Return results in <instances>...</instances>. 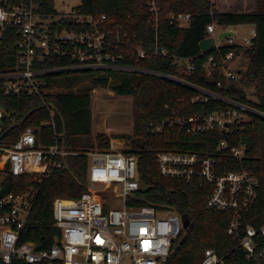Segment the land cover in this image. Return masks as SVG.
Segmentation results:
<instances>
[{"label":"trees","instance_id":"16d2710c","mask_svg":"<svg viewBox=\"0 0 264 264\" xmlns=\"http://www.w3.org/2000/svg\"><path fill=\"white\" fill-rule=\"evenodd\" d=\"M21 0H0V5L12 6ZM76 12L95 17L106 14L108 28L120 25L130 37L144 47L166 49L168 55L156 54L150 58L137 59L135 51L123 61L150 72L110 69L106 73L85 71L68 77L69 73L47 76L52 91L35 95H6L0 80V107L4 109L3 139L15 142L28 126L39 127L50 113L44 103H52L56 109L55 127L37 128L38 137L44 143L59 142L78 154L67 156L60 168L50 176L8 175L14 193L36 190L27 229L22 241H33L38 250L49 249L60 236V229L53 218V201L57 197L78 198L88 190V157L81 152L94 149L93 113L91 91L97 87H109L117 94L133 96V131L127 137L130 142L127 153L137 159L140 188L136 199L128 205H153L168 209L189 218V224L175 239L171 255L165 264H201L203 251L215 248L225 257L226 264H242L244 252L238 248L237 239L228 234L231 211L210 210L205 201L213 190V184L195 176L190 180L164 176L157 164L161 150H188L202 157L216 158V173L231 170L251 171L258 179L257 199L245 212L243 226H260L264 222V117L239 106L205 93V89L236 103L249 106L264 113V0H256V9L249 12L219 11L211 0H160V20L155 27L149 0H81ZM45 13L55 12V0H39ZM191 13L190 23L179 27L166 19L169 12ZM215 22L221 26L253 24L256 34L248 48L250 65L245 75L256 83L257 100L248 98L234 84H227L222 60L230 51L238 52L236 44L221 45L203 52L200 42L208 36L207 26ZM19 35L9 28L0 40V74L14 68L17 58ZM191 62L188 71L179 62ZM61 58L47 60L44 67L66 64ZM215 65L208 74L207 66ZM159 73V74H155ZM161 74V75H160ZM164 75L177 77L179 82ZM58 87V88H57ZM234 108L251 117V121L235 123L230 132L208 131L179 133L174 127H166L159 133L150 124L177 116L210 114ZM103 150L111 147L110 137L105 133L96 136ZM226 139L231 146L244 147L245 154L236 158L230 148L219 149L220 141ZM7 207L0 208L3 212ZM0 264H4L0 262ZM10 264H27L14 259Z\"/></svg>","mask_w":264,"mask_h":264},{"label":"built area","instance_id":"2783aa9c","mask_svg":"<svg viewBox=\"0 0 264 264\" xmlns=\"http://www.w3.org/2000/svg\"><path fill=\"white\" fill-rule=\"evenodd\" d=\"M159 2L148 1L155 27L160 20ZM166 19L186 27L191 13L171 11ZM107 21L106 14L95 17L79 14L76 9L67 14L56 8L53 13H45L40 9L39 0L0 5V40L9 28H14L19 35L15 66L0 74L4 93L30 96L52 91L46 77L60 73L136 70L137 67L123 63L132 51L136 52L137 59L159 53L168 55L166 49L159 51L157 47L140 45L136 37H130L120 25L113 23L114 27L108 28ZM207 30V37L216 40L213 48L221 46L217 41L220 33H217V24L210 23ZM255 34L253 30V36ZM233 55V51L228 52L222 64ZM57 58L67 63L42 66L47 60ZM193 68L188 62L187 70ZM207 68L210 74L215 65L209 64ZM44 106L51 118L42 121L39 127L28 126L13 143L3 139L5 112L0 107V189L8 175L50 176L64 165L67 156L79 153L58 141L44 143L38 137L37 128L55 127L54 104L45 102ZM236 111L228 108L210 114L177 116L151 123L150 127L159 133L166 127H174L179 133L230 132L238 120L232 118ZM218 148H230L238 159L245 154L244 147L231 146L226 139L220 141ZM81 153L88 157V190L78 198L54 199L52 212L60 236L49 249L38 250L35 242L22 241L36 190L29 188L26 192L14 193L11 184L10 193L0 197V208H8L0 212V262L10 264L17 259L27 264H165L175 239L185 229L184 220L188 216L153 205H128L129 200L138 197L136 192L140 188L136 155L125 149H91ZM216 163L213 156L202 157L188 150H161L157 154V164L164 176L187 180L199 176L213 184L205 201L206 208L231 211L227 232L237 239V247L244 252L246 261L242 264H264V222L260 226H243L245 212L257 199L258 179L244 169L219 175ZM120 199L121 205H118ZM226 256L228 254L221 256L215 248L208 247L203 251L201 264H226Z\"/></svg>","mask_w":264,"mask_h":264},{"label":"rangeland","instance_id":"374dc122","mask_svg":"<svg viewBox=\"0 0 264 264\" xmlns=\"http://www.w3.org/2000/svg\"><path fill=\"white\" fill-rule=\"evenodd\" d=\"M81 0H55V8L59 12L71 13L74 9L81 4ZM214 4L219 11L229 12H249L256 9V0H215ZM253 24H239L231 26L217 25V33L221 31H233V37H227L221 42L220 45L236 44L240 46L238 52H234L231 59L224 62L222 69L227 76V84L231 83L241 88L246 96L252 100H257L256 83L253 79L248 78L245 75L250 65V54L248 48L251 46L253 37ZM246 38H250V41H246ZM180 66L187 69V63L184 61L179 62ZM211 67H209L210 69ZM77 73L71 72L68 77H73ZM112 89L109 87H97L91 91L92 95V108L94 115L96 116V122L93 125V142L94 149L103 150L98 146L96 136L98 133H105L110 137L122 135H130L133 131V96L132 95H120L116 92L112 93ZM236 114H232V118H237V123L251 121V117L242 112L236 111ZM119 131V132H118ZM111 141L110 150L114 149H127L129 148V141L127 137L122 140V143ZM113 143V144H112ZM121 199L118 201V205H121ZM117 205V206H118Z\"/></svg>","mask_w":264,"mask_h":264},{"label":"water","instance_id":"95a60500","mask_svg":"<svg viewBox=\"0 0 264 264\" xmlns=\"http://www.w3.org/2000/svg\"><path fill=\"white\" fill-rule=\"evenodd\" d=\"M230 36H233V31L229 30V31H221L218 36H217V41L221 42L223 39L227 38V37H230ZM215 43H216V40L215 38L213 37H206L205 39H203L201 42H200V47L202 49L203 52H206L210 49H212L213 47H215ZM137 71H143V72H150L148 70H145V69H141V68H138L136 69ZM155 74H159V73H155ZM161 75V74H160ZM165 77H168L170 79H173V80H176V81H179V82H184L183 80L177 78V77H173V76H168V75H164ZM199 90L205 92V93H208L210 95H213L217 98H220L226 102H230V103H235L237 105H240V106H243L245 108H247L248 110H250L251 112L257 114V115H260L262 117H264V113L261 112V111H258L257 109H254V108H251L249 106H246V105H242V104H239V103H236L235 101H232L226 97H223V96H220L218 94H215L213 92H210V91H207L205 89H202V88H198ZM115 91H112V93H114ZM11 184L12 182L10 180H7L4 184V186L0 189V197H4L6 196L7 194L10 193L11 191ZM189 224V219L186 218L184 220V225L185 227H187Z\"/></svg>","mask_w":264,"mask_h":264},{"label":"crops","instance_id":"0c3cea01","mask_svg":"<svg viewBox=\"0 0 264 264\" xmlns=\"http://www.w3.org/2000/svg\"><path fill=\"white\" fill-rule=\"evenodd\" d=\"M253 30H255V26L253 28ZM92 113H93V125L95 124V122L97 121L96 119V116L94 115V111H93V108H92ZM132 114H133V110H132ZM133 116V115H132ZM133 124H134V118H133ZM132 128H133V125H132ZM119 132V131H118ZM92 133L94 134V131H93V128H92ZM132 133V132H131ZM130 133V134H131ZM110 139H112L113 141H116L118 143H122V140L125 139V137H119V136H111L110 135ZM129 141V140H128ZM130 143V142H129ZM113 144V143H112ZM130 146V145H129Z\"/></svg>","mask_w":264,"mask_h":264}]
</instances>
